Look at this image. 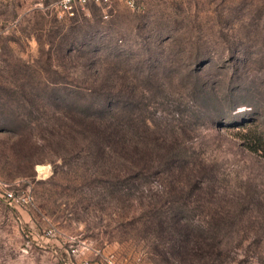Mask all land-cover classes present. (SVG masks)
<instances>
[{"label":"rangeland","instance_id":"374dc122","mask_svg":"<svg viewBox=\"0 0 264 264\" xmlns=\"http://www.w3.org/2000/svg\"><path fill=\"white\" fill-rule=\"evenodd\" d=\"M0 264H264V0H0Z\"/></svg>","mask_w":264,"mask_h":264},{"label":"built area","instance_id":"2783aa9c","mask_svg":"<svg viewBox=\"0 0 264 264\" xmlns=\"http://www.w3.org/2000/svg\"><path fill=\"white\" fill-rule=\"evenodd\" d=\"M81 2H84L85 0H79ZM96 1H109V0H96ZM127 3L130 5V6H134L135 5V0H127Z\"/></svg>","mask_w":264,"mask_h":264}]
</instances>
